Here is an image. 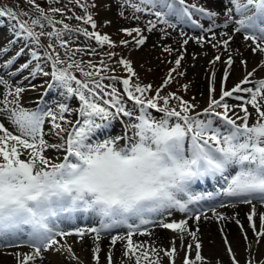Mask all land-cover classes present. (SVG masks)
<instances>
[{"label": "snow or ice", "instance_id": "obj_1", "mask_svg": "<svg viewBox=\"0 0 264 264\" xmlns=\"http://www.w3.org/2000/svg\"><path fill=\"white\" fill-rule=\"evenodd\" d=\"M25 2L31 6L29 10L19 9L18 5L0 6V18L15 21L13 30L17 37H23L26 44L32 45L29 51L30 61L22 64L16 71L28 69L29 64L35 61L30 76H51L49 90L53 87L62 89L61 95L65 100L76 98L79 104L76 108H70L67 103H59L56 111L26 108L20 103L21 94L26 89L20 86L12 88L9 81L0 76V87L4 89L0 97V118L6 119L17 133L14 134L5 123L0 122V241L7 240L9 235L19 239L17 233L22 230L21 226L29 225L31 231L24 243L33 249L30 254L14 253L17 264H30L38 257L42 258V250L46 251L55 245L66 248L71 254V246L60 245L56 237L64 238L75 234L82 239L86 234L94 233L95 239L99 240L102 232L122 225L128 229L126 236H112L111 244L126 240L124 257L134 259L135 264H141L142 260L148 261V264H160L159 252L164 251L170 264H174V257L178 254L175 240L172 241L170 250H162L135 243L132 237L134 234L151 235L150 232L141 230L142 225L150 223L146 218L147 214L162 215L167 212L170 216L172 209L188 212L190 204L205 199V196L190 191L192 183L204 178L223 179L226 186L222 188V194L226 197L239 198L240 203L247 204L257 200L264 205V78L256 81L253 87H242L252 83L249 77L253 76L255 69L248 72L231 90L222 88L219 99L210 98L208 107L202 113L194 112L195 105L175 93L161 95L162 88L171 83L172 73L180 67L183 55L175 60L176 67L169 71L161 88L156 89L154 96H148L146 93L153 86L131 82V77L137 74L129 60L121 58L117 62L129 74L128 78H121L104 75L114 69H110L103 58L99 61V66L91 60L75 59L78 53L97 55V49L87 44L73 48L74 41L64 39L65 36L82 35L87 41L94 40L99 48L105 45L115 47L107 34L95 31L97 24L89 12V8L95 7L94 3L67 0V4H75L83 10L84 15H76L73 9L67 8V4L63 7L51 6L60 3V0H46L49 5L47 10L36 0ZM229 3L231 7L224 12L227 19L222 27L227 28L230 23H234V32H243L244 40L252 41L254 47L249 45L252 52L264 53V0H229ZM123 5L131 7L133 14L146 12L155 16V21H148V32L153 31L157 23L175 28L176 25L169 20L172 16L183 20L185 17L191 19L195 13L210 19L218 15L203 6L189 4L187 0H139V3L122 0ZM66 9L73 12V15L66 16ZM233 13L239 18H234ZM57 14L60 19L55 18ZM121 15L124 13L121 12ZM73 18L90 25L93 31L79 26L74 28L65 22V19ZM217 26L213 22L212 27L206 31L211 32ZM46 28H51V31H46ZM122 31L128 36L136 34L134 40L137 47L145 44L147 37L140 28ZM221 35L228 37L218 42L227 50L232 36L226 32ZM42 38H47V46L41 42ZM212 39H215V34ZM120 43L127 46L128 41L122 40ZM187 43L188 40L185 39L183 44ZM212 46L217 47V44ZM58 49L63 50V58ZM164 50L172 51L167 47ZM105 55L111 59L115 53L107 52ZM220 59L217 55L212 63L215 64ZM12 63L13 60H8L3 67L7 68ZM85 63L88 70L83 66ZM226 63L229 68L233 64L231 55ZM44 66H50L51 71H45ZM261 66L264 67V64ZM73 70L79 72L82 78L74 75ZM228 75L229 72L225 70V81ZM212 79L215 80L214 72ZM105 80L109 83L105 84ZM117 82L122 84L123 94L118 91ZM184 87L186 90L187 85ZM211 91L214 92L215 89ZM241 92L249 94L248 98L234 96ZM125 96L127 101L132 102V108L127 106ZM225 98H234L243 103L230 106ZM172 99L178 101L179 110L169 107ZM247 105L255 110V119L251 124L249 121L253 114L249 112ZM234 107H239L244 115L237 114ZM151 110L162 115L157 118ZM66 113L69 116L75 113L76 119H67ZM121 117L129 120L124 125L122 135L101 136L113 120ZM46 121L63 143L50 144L45 140ZM61 133L67 134L66 139ZM120 141H124L122 146ZM50 148L63 151L60 162L45 155ZM230 169L235 171L230 172ZM77 211L96 213L101 217L100 226L77 228L74 233L54 230L51 218L60 213ZM212 211L217 219H226L217 214L214 208ZM202 215L204 214L196 215L195 220L198 222ZM256 215V207L253 205L247 219L256 236L261 237L264 236V213L260 214L259 232H256L253 222ZM158 226L179 233L181 241L183 234L187 233L195 242L199 230L189 231L187 219L179 222L161 221ZM6 246L19 245L9 243ZM192 247V244L187 246L188 252L183 264L204 261L199 242H195V258H189ZM93 251L99 253L100 249L97 246ZM228 252L232 255L231 247ZM150 255L156 258L151 259ZM72 258L78 259L74 254ZM96 259L98 261L99 257L96 256ZM232 259L233 264H237L234 255ZM108 261L112 264L111 253ZM260 264H264V261Z\"/></svg>", "mask_w": 264, "mask_h": 264}, {"label": "bare ground", "instance_id": "obj_2", "mask_svg": "<svg viewBox=\"0 0 264 264\" xmlns=\"http://www.w3.org/2000/svg\"><path fill=\"white\" fill-rule=\"evenodd\" d=\"M201 5H204L206 9L210 11H215L218 15L213 18L212 23L205 25V29L212 27L213 22L218 25L217 27L212 28V31L208 33L211 35V38L208 39L207 35L205 34L202 36L204 39L201 41V36H192L189 37L185 33L183 35L174 29L169 28L170 36L172 38V42H167L169 38L163 35L162 37H152L149 43L156 44L157 42L163 45H169L171 49H176V45L179 46V55H183V62L187 63V69L189 76L193 77L195 83L199 85L198 89L199 94L208 93L211 86H214L217 81H220L222 78V83L225 82L224 80V72L227 70L229 72L226 84H231L235 81H238L242 77H245L248 72H251L254 68H257V71L254 72L253 78L249 77V80L252 83L247 84L248 87H253L255 82L254 78L259 80V74L262 72V64H264V55L262 53H257L256 55L252 54L251 45L249 41H245L243 36L234 37L233 41L229 43L227 50L224 47L219 46L216 42L218 40L223 41L222 39L226 36L221 35L222 33H229V30L225 27H222L227 17L224 15L225 10L228 7H231L229 0H206L205 2H201ZM213 34H215V39H212ZM187 39L188 43L185 45L183 41ZM200 41V42H198ZM213 41V42H210ZM213 44H217V47H213ZM157 45V44H156ZM219 55L221 59V63H212V59L214 55ZM231 55L233 59V64L229 68L226 61L228 60L229 56ZM207 57V59L205 58ZM242 61L246 63H242ZM217 62V61H216ZM259 68V69H258ZM256 70V69H255ZM215 73V80H210V75ZM264 72V69H263ZM261 73V75L263 74ZM207 73V75H206ZM202 75V76H201ZM261 77V76H260ZM264 77V76H263ZM243 80V79H242ZM241 80V81H242ZM238 84V82H237ZM224 86V85H222ZM246 98V97H244ZM250 106V105H249ZM251 107V106H250ZM234 111L240 110V108L233 109ZM116 128H118L116 126ZM130 134V133H129ZM52 142V138H50ZM253 206L237 204V205H226L215 212L219 215L226 217V219H217V216L214 215L213 211L205 213V216H202L201 219L197 222L195 220V216H190L187 218L188 221V230L189 231H197L196 241L201 244V251L203 254H207L209 257H214L218 255V251L220 249V233L223 232L227 236V239L231 242V247L235 252L243 253L246 248L251 247V249H261L264 250V236H261L260 245L257 246L254 241L256 238L251 233V226L250 222L247 219L248 214L251 213ZM257 215L254 216L253 222L256 225V228L260 229V214L264 213V205L255 203ZM207 217V219H204ZM239 221V223H237ZM238 224L243 225L245 228V234L248 235V239L244 240L242 235L238 229ZM147 232H150L151 235H137V238H134L135 243H143L145 245H150L157 249L166 250V244H168V239H165L169 234L166 231H162L159 228L150 227ZM177 236V245L180 247L181 245H189L192 244V249H195V242L192 240V237L187 235V233L183 234V240L180 239V234L174 232ZM123 236V235H121ZM88 239L85 240L83 249L86 252V255L91 258V254L94 253L93 249L97 246L99 247V253H94V255L100 256V262L104 261L102 258L106 255L107 252H110L112 258H115V264H117L118 258L122 255L125 251L126 240H118L115 245L111 244V239L106 237H100L99 240H96L95 237L87 235ZM136 237V236H135ZM60 242V241H59ZM61 244V242H60ZM211 244V245H210ZM224 245V244H223ZM77 249V248H76ZM28 253L24 248L19 249H6L0 251V264H17V258L14 253ZM161 252V251H160ZM260 252V250H259ZM83 254H79L82 257ZM86 256V259H87ZM49 260L48 262H42L40 264H72L67 263L65 258L60 257L59 255H54L49 253L48 255ZM264 257V256H263ZM262 257V258H263ZM90 261V260H89ZM122 261L125 264H133V260H129L123 258ZM214 264V262H212ZM30 264H34L33 262ZM75 264V263H74ZM107 264V263H105ZM208 264V263H206Z\"/></svg>", "mask_w": 264, "mask_h": 264}, {"label": "rangeland", "instance_id": "obj_3", "mask_svg": "<svg viewBox=\"0 0 264 264\" xmlns=\"http://www.w3.org/2000/svg\"><path fill=\"white\" fill-rule=\"evenodd\" d=\"M10 3V6H19V9H25L29 10L31 8L30 5H28L25 0H8ZM38 4H40L42 7H44L46 10L49 7V5L46 3V0H36ZM87 3L89 4H95V7L89 8V12L92 13L93 18L97 24V28L95 31L100 32L102 35L107 34L111 40L115 43V47L109 48L107 45H105L103 48H99L94 40L87 41L84 36L82 35H73L71 37L65 36L64 39H71L74 41L72 44V47L75 48L77 46H85L90 45L92 48L97 49V55H87L84 53H78L75 57L77 60H84L88 61L91 60L94 64H97L99 66V61L103 58L105 63L108 64L110 69H114V71H109L107 73H104V75H115L121 78H128L129 74L126 72L123 66L119 65L117 62L121 59H127L131 62V65L136 72V76L131 77V82L133 84L135 83H140L141 85H147L151 84L153 86V89L156 86H160L168 77V73L171 69L175 68V60L178 58L176 54L174 53L173 49L171 52H166L164 49L170 48V45H163L161 43L159 44H152L149 43L148 39H146V42L144 45L137 47L135 44L134 37H136V34L133 33L132 36L126 35L122 29H130L133 27H138L141 29L142 34L148 38L149 33L147 31V28L149 27L146 22H143L141 13H135L133 14V10L131 7L127 5L122 6V0H86ZM65 4H67V0H60V3L58 4H53L51 5L52 7H63ZM67 8L73 9L76 15H84L83 10L78 7L75 4H67ZM17 9V10H19ZM67 11V9L65 10ZM121 12L124 13V15H121ZM73 12H66V16H72ZM35 16V13H33V18ZM134 17H139L138 19ZM56 19H60L61 17L57 14ZM6 21V20H5ZM65 22L68 23L71 27H83L86 28L88 31H93L91 29L90 25H85L80 21L75 20L74 18L71 20L65 19ZM46 31H51V28H46ZM152 38V37H151ZM150 38V39H151ZM128 41L127 46L122 45L120 42L121 41ZM41 42L43 44L48 43L47 38H42ZM55 43V41H53ZM26 41L23 40L22 38L20 39V45H25ZM171 49V48H170ZM61 52V57L63 58V50L58 49ZM29 51L25 52L26 54L29 55ZM107 52H113L115 53V56H113L111 59L105 55ZM215 58V57H214ZM220 62V61H218ZM186 64V63H185ZM184 62L181 61V65L179 68L176 69L175 72L172 73V81L169 83L168 87L166 90H164V93L162 96H167L169 93L172 92H179V90H182L185 85H187V88L189 90V93H191L189 99L193 100L194 104L197 105L196 108L199 109L203 107L208 100V97L205 94H199L198 90H196V87L199 88V85L194 82L193 77L189 76L188 71L185 70L187 66H185ZM1 66V65H0ZM43 66V65H42ZM85 70H88L87 64L85 63L84 65ZM45 71H51L50 66H44ZM183 73V75H181ZM73 74L76 75L78 78H82L81 74L79 72H76L73 70ZM202 76V75H201ZM40 77H45L44 79L39 80V91L42 90V88L51 81V76H43L40 75ZM19 80L14 81V83H18ZM105 84L109 83V81L105 80ZM234 83V82H233ZM231 83L230 85H232ZM229 85V86H230ZM30 85H24L21 86L25 88V92L21 94L20 98V103H23L26 101L25 95L28 94L30 91L28 90V87ZM33 86H31L32 88ZM116 87L118 91L122 93V84L117 82ZM228 87V86H227ZM220 89H222L220 87ZM38 90V89H37ZM226 90V89H224ZM4 89L0 87V97H2ZM56 91L60 94L58 97L63 98L62 103H67L70 108H76L78 107V100L76 98H72L71 100H65V98L61 95V92L63 91L62 89L56 88ZM219 90H216L215 93H217ZM182 92H184L182 90ZM220 93V92H219ZM123 94V93H122ZM146 95L151 96L152 91L149 93H146ZM220 95V94H219ZM217 95V96H219ZM37 96V95H36ZM35 96V97H36ZM180 96V95H179ZM217 96H212V98H217ZM34 98H31L30 100H33ZM174 102L178 103L175 99ZM171 104V103H170ZM67 119L70 120H75L76 119V114L73 113L72 115H66ZM6 124L10 125L8 121L5 119ZM65 127H70L68 125H65ZM11 130L14 132L15 129L10 125ZM48 130L45 132V140L52 144V143H63V141L60 139V137L55 135L54 130L51 129V124L48 125ZM61 136H63L66 139L67 134L66 133H61ZM50 138H52V142L50 141ZM61 151H57L55 149L51 150V157L55 159V157L59 156L61 154ZM220 239V238H219ZM220 249L218 251V255H215L214 257H211V261H214L215 264H233V259L232 256L230 258V254L226 250V246L223 245L221 239H220ZM257 246L260 245L261 239H257L254 241ZM71 246L72 253L70 254L66 248H61L59 246L54 247L51 249V252L54 255L60 254V257L65 258V261L67 263H72L74 264H86L87 259H84L83 256L79 257L78 254L85 253L83 251H80V253H73V244L71 242H65L63 243ZM211 245V244H210ZM177 250L179 249L178 246H176ZM260 250V252H259ZM82 252V253H81ZM188 252V248L182 247L179 249V253L176 255L179 261L177 264H182L184 261V256ZM235 255V261L237 264H260L261 261H264V250L261 249H248L241 253V252H234ZM75 255L78 259H73L72 255ZM86 254V253H85ZM206 254V253H205ZM46 255V252L44 253ZM190 255V254H189ZM207 255V254H206ZM263 257V258H262ZM89 258V257H88ZM48 259V258H44ZM42 259L39 262L45 261ZM151 259H155V257H151ZM160 259V258H159ZM70 261V262H69ZM167 263V258H161L160 259V264H166ZM104 264V262H102ZM123 264V263H121ZM141 264H148V261H141ZM212 264V263H208Z\"/></svg>", "mask_w": 264, "mask_h": 264}]
</instances>
